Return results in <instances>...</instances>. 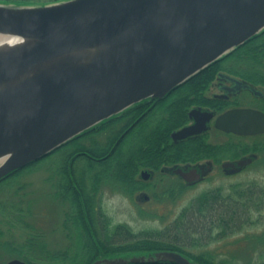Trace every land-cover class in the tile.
Masks as SVG:
<instances>
[{"label": "water", "instance_id": "water-1", "mask_svg": "<svg viewBox=\"0 0 264 264\" xmlns=\"http://www.w3.org/2000/svg\"><path fill=\"white\" fill-rule=\"evenodd\" d=\"M263 30L264 0L0 3V180L131 106L162 99ZM189 115H196L195 124L173 132L174 141L205 131L213 117L197 109ZM215 127L240 136L262 134L264 114L227 110ZM249 162L223 166L233 173ZM199 168L201 173H172L193 184L205 175ZM157 262L198 264L176 251L92 264Z\"/></svg>", "mask_w": 264, "mask_h": 264}, {"label": "trees", "instance_id": "trees-1", "mask_svg": "<svg viewBox=\"0 0 264 264\" xmlns=\"http://www.w3.org/2000/svg\"><path fill=\"white\" fill-rule=\"evenodd\" d=\"M59 1L64 0H0V3L45 5ZM224 58L236 60L237 63L244 61L252 65L253 74L264 78V72L256 69L264 68V30ZM220 61L212 63L164 98L135 104L0 180L1 188L15 185L21 176L25 177L47 164L46 182L52 189L51 197L59 199L67 208L62 228L68 232L70 240L76 239L71 249L55 251L45 241L44 233L28 221H23V208L0 198V218L4 217L9 224L22 225L23 222L26 236L19 245L0 239V264H3L4 253L27 264H92L99 258L155 251H176L198 264H230L227 259L216 260L209 251L194 254L188 248H198L213 238L222 239L240 233L243 228L253 224L252 217L264 210V187L236 183L228 188L218 186L202 190L179 209L169 225L139 233L125 224H113L99 204L105 186L118 190L111 186L121 185L129 196L136 191L152 188L153 199L159 202H174L190 189L176 179L175 183L159 191L160 183H145L138 179V174L140 169H148L161 182L164 177H169L159 171L164 165L213 159L216 156V149L203 141L197 140L193 142L195 144L185 146L171 144L169 134L186 122L189 107L204 103L203 91L213 81ZM239 74L244 76L246 73L240 71ZM149 101L156 102L154 107L138 125L129 127L134 117L144 112L143 104ZM144 124L147 127H142ZM105 131L108 134L105 143L99 145L91 138ZM137 131V142L132 150L126 151L127 144ZM84 140L90 144L87 145ZM78 164L84 167L80 172L77 171ZM14 195H17V190ZM3 234L0 228V237ZM259 240L264 241V236L260 235ZM244 264H264V261L248 260Z\"/></svg>", "mask_w": 264, "mask_h": 264}, {"label": "rangeland", "instance_id": "rangeland-1", "mask_svg": "<svg viewBox=\"0 0 264 264\" xmlns=\"http://www.w3.org/2000/svg\"><path fill=\"white\" fill-rule=\"evenodd\" d=\"M232 62L228 65L231 70L239 73L243 71L247 74H253L252 65H248L242 61L237 63L236 60L230 59ZM253 69V70H252ZM257 70L264 72V68L258 67ZM93 136L97 143H105V134ZM138 134H135L127 144L126 151L132 150L134 144L138 140ZM223 135L217 134L214 137H209L210 142L223 141ZM229 139V138H228ZM90 142V139H87ZM85 143L88 141L84 140ZM245 144L264 143V139H249L241 140ZM90 143H87V145ZM259 158L249 166L245 171L234 175H225L219 169H214L211 174L203 181L197 183L194 187L188 189L179 199L174 202L168 200L155 201L153 199L152 188L146 189L144 195L150 197L149 202H141L136 200L135 193L132 196L126 194L121 185L111 186L118 188V190L104 187L100 195V207L106 213L108 218L113 224H125L132 231L139 233L144 230L160 229L169 225L171 220L175 217L179 209H181L192 197L202 190L221 186L228 188L230 185L236 183H250L258 187H264V154H258ZM261 155V156H260ZM263 157V158H262ZM47 164L42 168H38L27 174L25 177L21 176L15 185L0 187V198H5L18 207L23 208L22 214L23 221H28L39 232L44 233L45 241L55 250L64 251L70 247L71 244L75 245L76 239L70 240L68 232L62 228V221L64 214L67 211L66 206L57 198L51 197V188L46 179L48 177ZM83 164H78L77 171L83 170ZM150 174V172H149ZM151 175V174H150ZM141 177L138 174V179ZM160 183L158 190L170 186L176 182L175 178L164 177L160 182V178H155L152 174L149 182L153 184ZM125 189V188H124ZM17 190V195L13 194ZM0 199V200H1ZM16 207V208H18ZM9 212V209H8ZM252 217V222L248 227L243 228L240 233L232 234L222 239H212L206 241L203 246L198 248H188L191 253H199L201 251H209L213 253L216 260L227 259L230 264H244L248 260L252 262L264 261V241L259 240V236H264V210ZM15 217V216H14ZM160 217V218H158ZM20 218V217H17ZM162 220L160 221L159 219ZM0 228L4 231L1 240L14 243L15 245L21 244L25 239L23 222L20 223L6 222L5 218H0ZM21 219V218H20ZM204 240H202L203 242ZM3 264H6L11 259H16L12 255L3 254Z\"/></svg>", "mask_w": 264, "mask_h": 264}, {"label": "flooded vegetation", "instance_id": "flooded-vegetation-1", "mask_svg": "<svg viewBox=\"0 0 264 264\" xmlns=\"http://www.w3.org/2000/svg\"><path fill=\"white\" fill-rule=\"evenodd\" d=\"M231 62L232 61L229 58L228 59L223 58L220 61V65L216 70L213 81L203 91L204 103L189 107L187 111L186 122H184L180 127L171 131L169 134L171 144H178L185 146L187 144H195L193 142L198 140V142L203 141L205 145L212 146L216 149V151L214 152L216 156H214L213 159L205 158L202 160H195L193 162L187 161L184 163H172L170 165L162 166V168L159 170L161 173H165L166 175L179 180L180 182H182V184L190 188L194 187L197 183L205 180L214 169H219L221 173L225 175H234V174L242 173L259 158L258 154L261 155L264 154L263 142L255 143L252 145L250 144L247 145L241 142V140H245V139L246 140L256 139V138L264 139V133L256 134L252 136H240L219 130L215 127V120L217 116H219L220 114H222L227 110L246 108V109H253L256 111H260L264 114V78L258 74L255 75V74L246 73L243 76L237 72H234L233 70L230 69V67H228V65H226V64H230ZM155 103H156L155 101H149L144 103L143 104V106H145L144 112L142 111V114H138L136 117H134L129 127H133V126L135 127L136 125H138L142 117L145 116L147 112L154 107ZM193 109H197L201 112H210L213 114V117L205 124L207 129L203 132L194 134L185 139L174 141L171 137V134L173 132L182 129L183 127H187L195 124L196 115L193 116L189 115L190 111ZM144 126L147 127V124L142 125V127ZM210 134L211 137H214L217 134H221L223 135L222 137H224V140L210 142L209 141ZM255 148L258 149L260 148V149L255 151L254 150ZM247 158H250L251 162L245 164L242 168H240L236 172L233 173L230 172L232 169L237 167L238 161ZM229 163H233L234 168L227 165L223 166L224 164H229ZM199 166H202L205 175L202 176L200 180H198L193 184H188L180 176L172 173L173 168H181L184 171L196 169L198 173H201ZM143 171L150 172V174L151 175L153 174L155 177V173L153 171H150L148 169H140L139 176L141 177L140 178L141 181L147 183L149 182V179L151 177L150 175L147 179H144L141 175ZM146 189L147 188L136 191L135 197L137 201L142 199L143 201L141 202L150 201V197L144 195L145 194L144 191H146Z\"/></svg>", "mask_w": 264, "mask_h": 264}, {"label": "bare ground", "instance_id": "bare-ground-1", "mask_svg": "<svg viewBox=\"0 0 264 264\" xmlns=\"http://www.w3.org/2000/svg\"><path fill=\"white\" fill-rule=\"evenodd\" d=\"M2 41H3V39L1 38V39H0V43H2ZM2 161H3V160H0V163H1Z\"/></svg>", "mask_w": 264, "mask_h": 264}]
</instances>
